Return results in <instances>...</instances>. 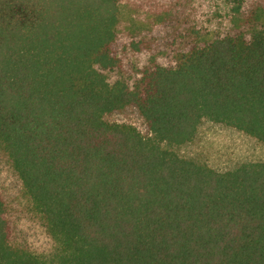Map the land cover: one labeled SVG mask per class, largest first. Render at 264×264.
I'll use <instances>...</instances> for the list:
<instances>
[{
	"label": "trees",
	"instance_id": "obj_1",
	"mask_svg": "<svg viewBox=\"0 0 264 264\" xmlns=\"http://www.w3.org/2000/svg\"><path fill=\"white\" fill-rule=\"evenodd\" d=\"M256 1L234 32L166 48L128 82L110 76L119 0H0V151L63 264H264V162L218 172L161 146L203 120L264 143ZM126 108L150 137L105 121ZM0 264H48L16 243L1 193Z\"/></svg>",
	"mask_w": 264,
	"mask_h": 264
},
{
	"label": "rangeland",
	"instance_id": "obj_2",
	"mask_svg": "<svg viewBox=\"0 0 264 264\" xmlns=\"http://www.w3.org/2000/svg\"><path fill=\"white\" fill-rule=\"evenodd\" d=\"M118 5L117 50L122 68L110 76L131 82L151 58L167 65L163 53L166 48L183 46L190 39L202 42L234 32L257 1L248 0L237 16L232 12L233 0H119ZM238 18L241 20L237 21ZM104 119L130 125L144 137L151 136L133 108L106 115ZM161 146L218 172L232 170L242 163L264 162L263 142L208 120L201 122L190 143ZM0 193L15 224L18 246L48 264H63L67 254L49 234L1 151Z\"/></svg>",
	"mask_w": 264,
	"mask_h": 264
}]
</instances>
